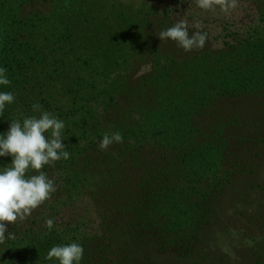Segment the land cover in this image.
<instances>
[{
  "label": "trees",
  "instance_id": "obj_1",
  "mask_svg": "<svg viewBox=\"0 0 264 264\" xmlns=\"http://www.w3.org/2000/svg\"><path fill=\"white\" fill-rule=\"evenodd\" d=\"M149 1L0 0V67L12 81L0 91L16 96L0 135L39 116V103L65 122L70 153L43 168L51 199L5 222L14 238L0 243V264H59L48 251L72 242L81 264H164L168 250L174 264H227L215 241L236 229L242 264H264V0H252L262 31L191 52L158 39L179 19ZM115 131L124 142L99 150ZM11 162L0 157V170ZM79 199L98 222L92 234L65 218Z\"/></svg>",
  "mask_w": 264,
  "mask_h": 264
},
{
  "label": "clouds",
  "instance_id": "obj_2",
  "mask_svg": "<svg viewBox=\"0 0 264 264\" xmlns=\"http://www.w3.org/2000/svg\"><path fill=\"white\" fill-rule=\"evenodd\" d=\"M196 4L200 9L212 12L218 6L228 16L238 6V0H196ZM190 27L193 25L180 19L156 35L160 41L175 42L185 52L202 50L208 40V33L200 30L190 32ZM194 27L199 28V24ZM7 72L6 67H0V85L12 83ZM15 99L13 92L0 91V116L6 104L14 103ZM32 109L34 112L39 111L40 115L26 116L22 121L19 118L12 119L7 133L0 135V157H12V162L0 170V243H4L6 238H14L5 222L16 224L26 220L33 210L51 199L57 191L55 181L43 171L44 166L70 158L62 142L65 138V122L54 113L41 111L39 103H34ZM123 142L121 132H105L98 147L101 151H107L111 145ZM30 170H34L35 174L28 175ZM45 225L51 231L55 221L48 218ZM83 257V245L72 242L53 246L46 259L56 258L59 264H81Z\"/></svg>",
  "mask_w": 264,
  "mask_h": 264
},
{
  "label": "rangeland",
  "instance_id": "obj_3",
  "mask_svg": "<svg viewBox=\"0 0 264 264\" xmlns=\"http://www.w3.org/2000/svg\"><path fill=\"white\" fill-rule=\"evenodd\" d=\"M134 1L139 3L142 0ZM154 1H156L159 6L162 4L171 5L175 11L176 17H178L179 20L185 19L189 25H193V27H190L192 31L200 30L207 32L208 41L211 42L212 46L215 48L223 47V42L225 39L228 40L226 35L229 34V32L234 35L236 33L244 34L248 31H262L261 26L263 24L258 19L257 7L254 3H252V0H238V6L234 10H231L230 15L228 16L222 13L218 6L215 12L202 10L197 6L196 0H150L149 2ZM197 23L199 24V28L194 27V25ZM144 69L145 68H143V70ZM83 202H86V200ZM86 207L87 206H85L84 203H82V201L79 199L75 203V208L65 210L64 215H66L65 218H71L77 222L81 226L82 230L91 233L98 228V222H96L94 212ZM59 221H61V219H59ZM236 231L237 229L232 230L231 232H219L215 241L218 244V249L228 255V257H230L232 260L227 262V264H242V259L245 260V252H241L242 248H237L238 244L240 243V235ZM213 243L214 241L212 240L210 244L213 245ZM235 249L238 251L236 252L237 257H235ZM174 253V251L172 252L170 250L167 252H159L161 255V260L164 264H174L172 261ZM209 253L211 255H215V252L212 250H209ZM213 259L217 258L214 257ZM94 260L93 263H95ZM201 261L203 262L204 259ZM201 261L200 257L198 256L195 258L194 264H202ZM209 262L211 261L205 260L206 264ZM222 263L225 264L221 260V264Z\"/></svg>",
  "mask_w": 264,
  "mask_h": 264
}]
</instances>
